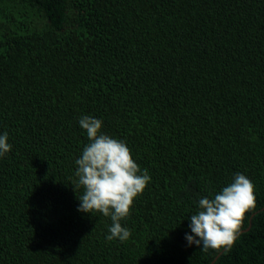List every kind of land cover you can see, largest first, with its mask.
Here are the masks:
<instances>
[{
	"label": "trees",
	"instance_id": "1",
	"mask_svg": "<svg viewBox=\"0 0 264 264\" xmlns=\"http://www.w3.org/2000/svg\"><path fill=\"white\" fill-rule=\"evenodd\" d=\"M83 116L151 178L125 242L77 210ZM5 132L0 264H264V0H0ZM236 173L257 207L231 252L188 246Z\"/></svg>",
	"mask_w": 264,
	"mask_h": 264
},
{
	"label": "clouds",
	"instance_id": "2",
	"mask_svg": "<svg viewBox=\"0 0 264 264\" xmlns=\"http://www.w3.org/2000/svg\"><path fill=\"white\" fill-rule=\"evenodd\" d=\"M80 127L86 131L89 144L75 161L76 187L83 188L77 196L78 211L85 214L102 213L111 218L108 241L125 242L131 232L121 221L129 217L134 200L150 181L147 169L143 171L132 157L131 150L118 139L102 133V121L83 116ZM8 134L0 135V156L11 151ZM255 187L244 174L236 173L233 182L219 192L202 197L198 211L188 217L191 234L186 233L188 246L196 245L203 252H231L247 214L256 209Z\"/></svg>",
	"mask_w": 264,
	"mask_h": 264
}]
</instances>
